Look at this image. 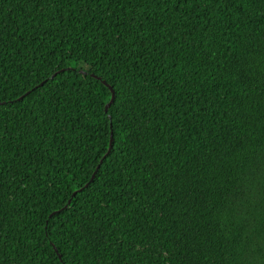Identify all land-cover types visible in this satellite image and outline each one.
<instances>
[{
	"label": "trees",
	"instance_id": "16d2710c",
	"mask_svg": "<svg viewBox=\"0 0 264 264\" xmlns=\"http://www.w3.org/2000/svg\"><path fill=\"white\" fill-rule=\"evenodd\" d=\"M0 264H264V0H0Z\"/></svg>",
	"mask_w": 264,
	"mask_h": 264
},
{
	"label": "water",
	"instance_id": "95a60500",
	"mask_svg": "<svg viewBox=\"0 0 264 264\" xmlns=\"http://www.w3.org/2000/svg\"><path fill=\"white\" fill-rule=\"evenodd\" d=\"M66 69H68V68H66ZM62 70H63V69H60L59 71H62ZM59 71H58V72H59ZM54 74H55V73H54ZM93 76H94V75H93ZM102 82H103L107 87H109V89H110V91H111V97H112V94L114 93L113 89H112V88H111V87H110L105 81H102ZM19 99H20V98H19ZM111 103H112V99L110 98V101L106 104L105 109H107L108 106H110ZM111 146H112V133L110 134V142H109V148H108L107 153L109 152ZM107 153H106V154H107ZM100 162H101V161H100ZM98 167H99V165H97L96 170L98 169ZM96 170L93 172V174H92L90 180L93 179ZM87 185H88V183H86L84 186L86 187ZM81 189H82V188H79V189L73 191V192H72V196H74V195L76 194V192L79 191V190H81ZM70 200H71V199H68L67 202L69 203Z\"/></svg>",
	"mask_w": 264,
	"mask_h": 264
},
{
	"label": "snow or ice",
	"instance_id": "6c2138e0",
	"mask_svg": "<svg viewBox=\"0 0 264 264\" xmlns=\"http://www.w3.org/2000/svg\"><path fill=\"white\" fill-rule=\"evenodd\" d=\"M58 71H59V69H58ZM53 78H55V77H53ZM111 99H112V102L115 103V101H116L115 93L112 94ZM105 111H107V109H105ZM109 119H111V117H109Z\"/></svg>",
	"mask_w": 264,
	"mask_h": 264
}]
</instances>
